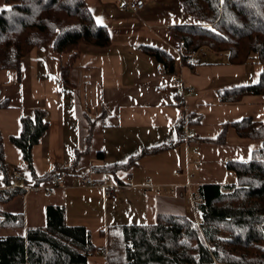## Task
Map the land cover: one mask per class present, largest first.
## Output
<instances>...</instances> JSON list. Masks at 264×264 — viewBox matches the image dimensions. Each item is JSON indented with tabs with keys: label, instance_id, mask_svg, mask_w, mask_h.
<instances>
[{
	"label": "crops",
	"instance_id": "obj_1",
	"mask_svg": "<svg viewBox=\"0 0 264 264\" xmlns=\"http://www.w3.org/2000/svg\"><path fill=\"white\" fill-rule=\"evenodd\" d=\"M128 1L86 0L96 21L109 29L112 43L81 44L70 84L61 76L67 55L56 52L52 44L34 48L19 70L0 68V131L7 163L13 174L20 173L13 183L32 180L10 138L21 132L22 115L36 108L47 110L50 124L32 149L35 172L65 174V183L51 194L46 191L49 179L3 204L4 211L22 214L24 225L0 227V237L25 236L29 228L45 227L48 206H63L67 224L85 226L98 248L88 263L107 264L110 241L119 239L120 225L153 224L160 213L185 214L201 222L196 205L188 201L191 193L202 184L233 183L227 162L249 161L262 146L260 139L243 138L231 125L224 143L206 139L218 137L225 123L264 121V96L248 94L234 102L220 96L223 89L256 83L263 67L255 61L231 64L226 52L198 51L190 54L193 62H183L185 50L169 33L171 25L193 23L181 2L149 0L134 12L125 8ZM141 45L170 51L176 58L174 73L164 70ZM176 74L180 81L172 80ZM186 86L199 94L182 97ZM183 117V130L188 127L196 135L178 142L177 124ZM89 119L94 121L89 148L75 163L77 150L86 146ZM168 144L173 146L141 156L136 165L116 175L96 169ZM86 171L113 181L116 196L105 198L101 187L78 184L73 175ZM2 178L0 169V189ZM147 179L155 186L146 187Z\"/></svg>",
	"mask_w": 264,
	"mask_h": 264
},
{
	"label": "trees",
	"instance_id": "obj_2",
	"mask_svg": "<svg viewBox=\"0 0 264 264\" xmlns=\"http://www.w3.org/2000/svg\"><path fill=\"white\" fill-rule=\"evenodd\" d=\"M179 1L193 21L169 27L171 37L185 50L183 61L203 49L226 52L231 64H245L256 54L263 67L259 80L223 89L220 96L231 102L248 94L264 96V0ZM111 43L109 29L96 21L86 0H0L1 69L19 70L23 58L34 48L52 44L56 52L67 55L61 76L63 83L70 84L69 73L80 45L106 47ZM141 49L156 58L164 70L174 73L176 58L170 51L153 45H141ZM184 121L183 117L177 124L178 142L184 138ZM49 124L47 110L36 108L22 115L21 132L10 138L32 173V180L24 179L21 184L12 181L14 174L5 157L0 131L4 183L0 189V227L23 226L22 214L4 211L3 204L57 174L54 170L38 175L33 166L32 149ZM93 125L89 119L86 146L77 150L75 163L89 148ZM229 125L243 138L260 139L262 146L253 151L249 161L227 162L228 172H234L233 183L202 184L192 193L194 198H201L196 203L201 222L185 214L160 213L153 224L120 225V250L114 253L112 244L116 239L111 238L107 264H264V121L244 118L225 123L218 137L206 141L224 143ZM172 146L145 148L125 162L96 169L116 175L136 165L141 156ZM97 250L85 226L67 224L63 206H48L45 227L29 228L25 236L0 237V264H90L88 257Z\"/></svg>",
	"mask_w": 264,
	"mask_h": 264
},
{
	"label": "built area",
	"instance_id": "obj_3",
	"mask_svg": "<svg viewBox=\"0 0 264 264\" xmlns=\"http://www.w3.org/2000/svg\"><path fill=\"white\" fill-rule=\"evenodd\" d=\"M148 2H149V0H129L128 2H126L125 8L132 10L134 12H138L143 7H145ZM186 61L193 62V57L191 55H188L186 57ZM172 80L173 81H180L181 78L179 75L176 74V75L172 76ZM197 94H199V92L193 86H186L181 92V96L184 98L187 95H197ZM183 135L186 138L187 137H194L196 135V133L193 130L188 129V127H187L183 130ZM228 175L234 176V172L230 171V172H228ZM14 176H15V178L18 179V178H20V173L15 172ZM73 176H74L75 181L80 185L101 187L103 189L105 198H114L116 196L115 192H114L115 188H116V184L113 181H110L108 178H101V179L96 178L93 176V174L91 172H87V171L81 172V173H75ZM64 183H65V174L61 171L57 172V174L50 180V182L48 183V185L46 187L47 193L51 194L57 186L62 185ZM126 183L130 185V182H126ZM145 186L153 187L155 185L153 184L151 179H147L145 182ZM157 190H159L158 187H157ZM189 200L192 201L193 205H196V203L198 201H201V198H194V196H192V194H191L189 196Z\"/></svg>",
	"mask_w": 264,
	"mask_h": 264
},
{
	"label": "rangeland",
	"instance_id": "obj_4",
	"mask_svg": "<svg viewBox=\"0 0 264 264\" xmlns=\"http://www.w3.org/2000/svg\"><path fill=\"white\" fill-rule=\"evenodd\" d=\"M1 4H2V3H1ZM199 51H202V52H203V51H204V52H212V51L207 50V49H203V50H199ZM184 52H185V51H184ZM213 53H216V52H213ZM223 53H225V52H223ZM252 56H253L252 59H250V61H248V62L255 61V62L258 63V57H257V55H256V54H253ZM209 58H212V59H215V60L218 59V58H213V57H210V56L208 57V59H209ZM183 60H184V58H183ZM185 61H186V59H185ZM183 62H184V61H183ZM249 64H250V66H253L251 63H249ZM196 90H197V89H196ZM197 91H198V90H197ZM198 92H199V91H198ZM188 186H189V185H188ZM188 186H187V187H188ZM146 187H147V186H146ZM157 187H158L159 190H162V187H161V186L158 185ZM157 187H156V188H157ZM148 188H152V187H148ZM188 188H189V187H188ZM159 190H158V191H159ZM191 194H192V193H191ZM188 201L190 202V204L193 205L192 201H190L189 198H188ZM196 222H197V221H196ZM117 242L119 243V239L116 240L115 242H113V244H112V247H113L114 253H115L116 250H117L116 252H119V250H120V249H119V248H120V244L118 245ZM114 247H115V248H114ZM120 253H121V252H120Z\"/></svg>",
	"mask_w": 264,
	"mask_h": 264
}]
</instances>
